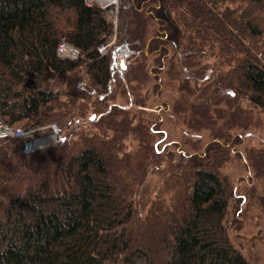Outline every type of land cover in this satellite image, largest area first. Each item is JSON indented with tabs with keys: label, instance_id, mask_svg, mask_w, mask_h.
<instances>
[{
	"label": "trees",
	"instance_id": "1",
	"mask_svg": "<svg viewBox=\"0 0 264 264\" xmlns=\"http://www.w3.org/2000/svg\"><path fill=\"white\" fill-rule=\"evenodd\" d=\"M115 11L114 23L85 0H0V122L63 131L32 151L0 138V264H252L243 246L264 250L248 237L264 231V136L252 138L264 0ZM62 39L76 59L58 56ZM165 118L179 140L166 141ZM236 161L246 174L233 185L224 164Z\"/></svg>",
	"mask_w": 264,
	"mask_h": 264
},
{
	"label": "rangeland",
	"instance_id": "2",
	"mask_svg": "<svg viewBox=\"0 0 264 264\" xmlns=\"http://www.w3.org/2000/svg\"><path fill=\"white\" fill-rule=\"evenodd\" d=\"M105 9L107 10L108 17H110L113 20V22L115 23V21L117 20V13H114V11H115L114 5L106 7ZM132 20H133V18H132ZM135 22H137L136 19H134L133 27L135 26ZM107 42H112V44L110 46L113 45V43L115 42L114 34L111 36V38ZM121 58L124 60L125 64H127V61L124 58V56L119 54V56L117 57L118 60L116 59L117 63L115 64V67L116 66L120 67L117 64H118V62H119V60ZM121 69H123V68H121ZM127 100H128V98H127ZM113 101L118 103V104H126L125 97H123L122 93H118L115 96V98L113 99ZM154 102L155 101L152 99L150 103H154ZM105 105H107V102L105 103ZM149 105H152V104H149ZM149 108H148V110H149ZM49 124H52V122L44 124V125L35 126L34 128H27V129H34L35 132H36L35 136L37 137L39 134H47V133L50 132L49 131L50 129L47 128V126ZM174 124H175V122L172 119H170V118H165L164 121L161 124V128L166 132V141H169V140L177 141V140L180 139L181 127L179 125H177V124H175V125ZM54 125L56 126V129L58 131V128L60 129L59 125L57 123H54ZM2 126H6V125L3 124ZM252 132H253L252 133V135H253L252 138H254L256 135H260L261 137L264 136V120L263 119L260 120V125L256 126V129H252ZM61 133H63V131L62 132L60 131V134H59V131H58V137H57V140L55 142L52 143V142L46 141V142H43L42 144H40V146L37 147V148H43V147H46V146L55 145L57 143V141L62 137ZM253 142H254V144H256L257 143V139H254ZM241 164L242 163L239 162V161H236V164L235 163H230V162H227V163L224 164V169L229 172L233 185H236L237 181L239 179H241L242 177H245V174H246L245 173V168ZM259 183H261V182H259ZM238 195L243 196L244 197L243 201L245 202V198H247V197H245L244 194H242V193H238ZM260 196H262L264 198V190H262V192H260ZM247 203H248L247 211H246L247 215H249L250 213H253V210L254 211L257 210L256 205L254 203H249V201H247ZM247 215H246V217L243 215V217H244L246 223L247 222L249 223V219L247 218ZM262 223L264 224V214L262 216ZM251 225H253V224H251ZM250 229L251 228H249L247 226V230H250ZM239 232H241V233H239ZM239 232H238V234H240L241 238L242 239H246V237L248 236L247 234H245L246 230L245 229H241ZM253 232L254 231H252V233H251V231H250L248 233L249 234V236H248L249 238L252 237V236L253 237L262 236L263 237V241H264V231H262L261 233L258 232L257 235L255 233L253 235ZM242 251L245 254L249 255L252 264H264V250L260 251V253L255 251V250H250L249 251L248 248H247V245H245V246H243Z\"/></svg>",
	"mask_w": 264,
	"mask_h": 264
},
{
	"label": "built area",
	"instance_id": "3",
	"mask_svg": "<svg viewBox=\"0 0 264 264\" xmlns=\"http://www.w3.org/2000/svg\"><path fill=\"white\" fill-rule=\"evenodd\" d=\"M85 3L87 5H93V4H97L99 5L100 7L102 8H106V7H109L111 5H114V8L115 10L117 9V4H118V0H85ZM116 11H114L115 13ZM66 43V47L64 48V50L60 53H58V46L62 43ZM112 42H106V43H103V44H100L98 47H97V50L98 52H100L101 54H104L107 52L108 50V47L109 45L111 44ZM57 46V54L59 57L61 58H69V59H76L78 56H79V50L71 45L70 43H68L67 41H65L64 39H62L59 44ZM3 122H0V138H3V137H16V138H19L23 144H31L33 145L34 148H37L40 146V144H42L43 142H46L43 141V142H40V143H37L35 142L37 138H39L40 136H45L46 134H40L38 135L37 137L35 136L36 135V132L34 129H27L23 126H9L7 124H5L6 126H2ZM47 128H49L50 130L49 131H53L54 132V135L51 137V139H48L47 141L49 142H55L57 140V137H58V131L56 129V126L54 124H49L47 126ZM48 134V133H47ZM44 146V145H43Z\"/></svg>",
	"mask_w": 264,
	"mask_h": 264
},
{
	"label": "bare ground",
	"instance_id": "4",
	"mask_svg": "<svg viewBox=\"0 0 264 264\" xmlns=\"http://www.w3.org/2000/svg\"><path fill=\"white\" fill-rule=\"evenodd\" d=\"M54 135L53 131H50L48 134H46L45 136H40L39 138L36 139L35 142L40 143L43 141H47L48 139H51V137Z\"/></svg>",
	"mask_w": 264,
	"mask_h": 264
},
{
	"label": "water",
	"instance_id": "5",
	"mask_svg": "<svg viewBox=\"0 0 264 264\" xmlns=\"http://www.w3.org/2000/svg\"><path fill=\"white\" fill-rule=\"evenodd\" d=\"M119 65L121 68H124V62H123V59H120L119 60ZM22 149L25 150V151H32L33 148L31 147V145H25V146H22Z\"/></svg>",
	"mask_w": 264,
	"mask_h": 264
},
{
	"label": "clouds",
	"instance_id": "6",
	"mask_svg": "<svg viewBox=\"0 0 264 264\" xmlns=\"http://www.w3.org/2000/svg\"><path fill=\"white\" fill-rule=\"evenodd\" d=\"M66 46H67L66 43L62 42V43L58 46V53L62 52Z\"/></svg>",
	"mask_w": 264,
	"mask_h": 264
}]
</instances>
